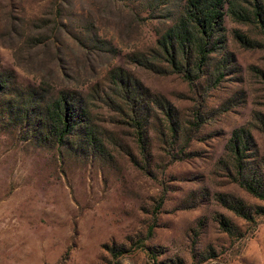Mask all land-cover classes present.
<instances>
[{"label":"rangeland","instance_id":"374dc122","mask_svg":"<svg viewBox=\"0 0 264 264\" xmlns=\"http://www.w3.org/2000/svg\"><path fill=\"white\" fill-rule=\"evenodd\" d=\"M184 1L0 0V264H264V200L227 150L249 131L264 188V48L233 38L261 34L224 7V44L185 80L155 46ZM61 94L63 135L40 112Z\"/></svg>","mask_w":264,"mask_h":264},{"label":"trees","instance_id":"16d2710c","mask_svg":"<svg viewBox=\"0 0 264 264\" xmlns=\"http://www.w3.org/2000/svg\"><path fill=\"white\" fill-rule=\"evenodd\" d=\"M224 7L233 21L252 24L261 34V40L257 41L234 30L233 38L238 44L244 48H264V0H246L244 3L242 0H185L180 13L155 39V46L171 71L188 80V68L199 70L209 52L219 44H224ZM66 95L61 94L55 100L45 103L40 111L48 120L49 127L59 135L67 133L74 125L68 110V103L73 97ZM79 106L77 102L76 108ZM165 113L169 119L168 129L174 132L176 126L170 119V111ZM249 140V131L244 127L231 131L227 141V150L232 158L228 177L250 195L264 200V188L256 172L244 166V150ZM217 200L234 214L250 218V209L241 200L224 194H219ZM256 210L254 213L259 212ZM219 225L222 230L230 232L225 220H219Z\"/></svg>","mask_w":264,"mask_h":264}]
</instances>
